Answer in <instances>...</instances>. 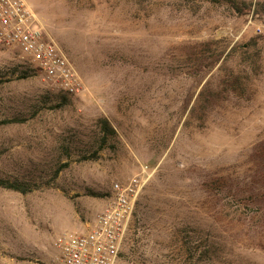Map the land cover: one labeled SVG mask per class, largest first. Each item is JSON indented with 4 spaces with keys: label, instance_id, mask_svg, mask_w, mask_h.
Instances as JSON below:
<instances>
[{
    "label": "rangeland",
    "instance_id": "obj_1",
    "mask_svg": "<svg viewBox=\"0 0 264 264\" xmlns=\"http://www.w3.org/2000/svg\"><path fill=\"white\" fill-rule=\"evenodd\" d=\"M27 2L84 90L0 49V180L37 186L0 188V264H57L140 164L118 264H264V0Z\"/></svg>",
    "mask_w": 264,
    "mask_h": 264
},
{
    "label": "built area",
    "instance_id": "obj_2",
    "mask_svg": "<svg viewBox=\"0 0 264 264\" xmlns=\"http://www.w3.org/2000/svg\"><path fill=\"white\" fill-rule=\"evenodd\" d=\"M1 48L21 52L52 89L68 96L83 92L74 63L27 0H0ZM156 172L157 168L140 164L129 179L115 181L86 232L57 236V264H118L130 241L138 205Z\"/></svg>",
    "mask_w": 264,
    "mask_h": 264
},
{
    "label": "trees",
    "instance_id": "obj_3",
    "mask_svg": "<svg viewBox=\"0 0 264 264\" xmlns=\"http://www.w3.org/2000/svg\"><path fill=\"white\" fill-rule=\"evenodd\" d=\"M62 95H64V94H62ZM103 131L107 136L109 134H111V135L116 134L115 129L111 126V124L107 120L103 121ZM36 187L37 186L32 185V184L13 183V182H9L6 180H0V188L17 191V192H20L23 194L30 193L31 191L36 189Z\"/></svg>",
    "mask_w": 264,
    "mask_h": 264
}]
</instances>
